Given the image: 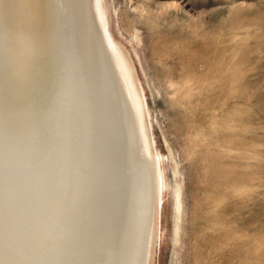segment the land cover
<instances>
[{
	"label": "bare ground",
	"instance_id": "1",
	"mask_svg": "<svg viewBox=\"0 0 264 264\" xmlns=\"http://www.w3.org/2000/svg\"><path fill=\"white\" fill-rule=\"evenodd\" d=\"M110 16L0 0V264H151L163 155Z\"/></svg>",
	"mask_w": 264,
	"mask_h": 264
},
{
	"label": "rangeland",
	"instance_id": "2",
	"mask_svg": "<svg viewBox=\"0 0 264 264\" xmlns=\"http://www.w3.org/2000/svg\"><path fill=\"white\" fill-rule=\"evenodd\" d=\"M104 4L163 155L151 264H264V0Z\"/></svg>",
	"mask_w": 264,
	"mask_h": 264
}]
</instances>
